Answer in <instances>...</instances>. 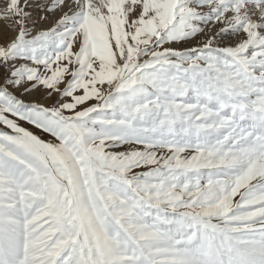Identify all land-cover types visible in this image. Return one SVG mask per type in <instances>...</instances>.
Returning <instances> with one entry per match:
<instances>
[{
    "label": "snow or ice",
    "instance_id": "1",
    "mask_svg": "<svg viewBox=\"0 0 264 264\" xmlns=\"http://www.w3.org/2000/svg\"><path fill=\"white\" fill-rule=\"evenodd\" d=\"M0 264H264V0H0Z\"/></svg>",
    "mask_w": 264,
    "mask_h": 264
},
{
    "label": "rangeland",
    "instance_id": "2",
    "mask_svg": "<svg viewBox=\"0 0 264 264\" xmlns=\"http://www.w3.org/2000/svg\"><path fill=\"white\" fill-rule=\"evenodd\" d=\"M30 130H32V129H30ZM37 134H39V133H37Z\"/></svg>",
    "mask_w": 264,
    "mask_h": 264
}]
</instances>
